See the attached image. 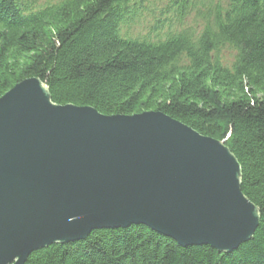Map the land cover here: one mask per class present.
Segmentation results:
<instances>
[{"label": "trees", "instance_id": "1", "mask_svg": "<svg viewBox=\"0 0 264 264\" xmlns=\"http://www.w3.org/2000/svg\"><path fill=\"white\" fill-rule=\"evenodd\" d=\"M155 1L0 0V97L38 77L57 104L160 111L224 140L240 163L241 191L260 210L253 236L219 252L132 224L50 244L24 264H264V0ZM142 11H151L150 26L137 33Z\"/></svg>", "mask_w": 264, "mask_h": 264}, {"label": "water", "instance_id": "2", "mask_svg": "<svg viewBox=\"0 0 264 264\" xmlns=\"http://www.w3.org/2000/svg\"><path fill=\"white\" fill-rule=\"evenodd\" d=\"M240 186L224 140L163 112L57 104L38 77L0 97V264L132 224L231 252L260 217Z\"/></svg>", "mask_w": 264, "mask_h": 264}, {"label": "rangeland", "instance_id": "3", "mask_svg": "<svg viewBox=\"0 0 264 264\" xmlns=\"http://www.w3.org/2000/svg\"><path fill=\"white\" fill-rule=\"evenodd\" d=\"M47 1L53 2L56 0H36L37 4H43ZM150 2L151 1H147V4L151 8L154 4L150 3ZM154 3L159 4L158 7H161L164 4V1L159 0V1H155ZM150 12L142 11L139 14V17H138L136 24H133L132 31L137 32V33H145L149 30L151 17L148 15ZM193 20H194L193 14H189L185 19V25L186 26L193 25ZM196 27H198V26H196ZM173 28H175V26H173ZM168 29H169L168 27H164L157 34L163 35ZM220 54H221V56H223V59L228 62L231 60L233 52L231 49L225 47V48H222Z\"/></svg>", "mask_w": 264, "mask_h": 264}]
</instances>
